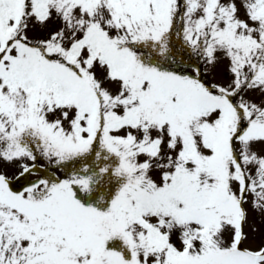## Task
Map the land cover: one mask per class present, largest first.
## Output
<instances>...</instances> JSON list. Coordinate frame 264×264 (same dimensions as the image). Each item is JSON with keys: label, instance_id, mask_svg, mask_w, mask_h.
<instances>
[{"label": "snow or ice", "instance_id": "1", "mask_svg": "<svg viewBox=\"0 0 264 264\" xmlns=\"http://www.w3.org/2000/svg\"><path fill=\"white\" fill-rule=\"evenodd\" d=\"M0 264H264V0H0Z\"/></svg>", "mask_w": 264, "mask_h": 264}]
</instances>
